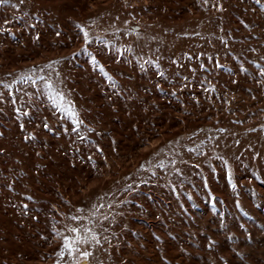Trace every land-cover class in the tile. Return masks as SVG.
<instances>
[{
  "label": "rangeland",
  "instance_id": "rangeland-1",
  "mask_svg": "<svg viewBox=\"0 0 264 264\" xmlns=\"http://www.w3.org/2000/svg\"><path fill=\"white\" fill-rule=\"evenodd\" d=\"M261 4H0V264H55L101 196L92 264H264Z\"/></svg>",
  "mask_w": 264,
  "mask_h": 264
},
{
  "label": "snow or ice",
  "instance_id": "snow-or-ice-1",
  "mask_svg": "<svg viewBox=\"0 0 264 264\" xmlns=\"http://www.w3.org/2000/svg\"><path fill=\"white\" fill-rule=\"evenodd\" d=\"M5 0H0V4H3ZM205 4L209 3V0H204ZM257 4H261V0H256ZM215 6V5H213ZM222 7V5H221ZM261 7H264V4H261ZM95 23V21H92ZM5 24L8 23V21L4 22ZM81 31L83 32V37L85 42L92 39L90 36L89 31L84 28L83 26H80ZM6 29L3 27H0V32L5 31ZM59 34V33H58ZM39 35V34H37ZM97 40H99V37H96ZM223 39V37H221ZM85 51H87V48H85ZM92 58V62L94 64L97 63V58L95 55H92L89 53ZM211 59V57H209ZM101 70L103 71V66L101 65ZM201 68L204 67L203 64L200 65ZM242 70L247 71V69H244L243 66H241ZM260 73L262 76H264V66L260 67ZM163 75V73H161ZM21 79H24L21 77ZM42 80L43 77H40ZM111 79V77H109ZM27 82V81H25ZM35 83V80L32 81ZM0 84H4L6 88H11V84H5L3 81H0ZM45 87L48 89L49 93V99L53 102L57 103L58 106L61 107V110H65L62 107L64 96L63 93L57 91L53 85L52 81L48 80L45 81ZM175 95V93H173ZM17 112H20L22 116L28 115L27 112H22L21 109L17 108ZM67 111L69 115L73 118V122L76 125V128L78 129L80 127V124L82 121H80L78 113L74 110L72 106H69L67 108ZM21 128H24L25 125L23 123L20 124ZM44 128H48L49 125L47 123L43 124ZM223 131V129H221ZM35 138V133L30 132L25 136V139L29 138ZM80 139H84V137H79ZM91 159V157H89ZM93 167H95V162L93 161ZM141 167H144V165H141ZM159 167L163 168L165 165L163 163H160ZM177 171H179L177 169ZM229 180L232 181L231 172H229ZM11 187V185H9ZM131 187V186H129ZM232 187L235 189L237 185L235 182H232ZM28 199H32L31 196L28 197ZM98 200L99 203L90 205L89 208L85 209L84 207H80L77 209L78 213H81L82 215L77 214H69V218L74 222H80L77 224H67L65 225V230H58L55 227V224L58 223V221L53 220V228L52 231L56 233L58 237L62 238V243L59 249L56 252V256L58 259L55 261V264H92V258L95 256L96 251L98 247L102 246L104 242L107 241V237H102L100 231L97 230L95 225H97L101 221H107L109 219L108 215H104L99 211V209L104 208L106 205L103 202V196L99 197ZM238 203V202H237ZM28 205L25 204L24 208H27ZM107 207L111 209L112 205L108 204ZM111 215V213H109ZM113 221L115 217H112ZM102 226V225H101ZM107 231V230H105ZM65 232L67 234H65ZM215 243L214 241L212 242ZM209 247H212V244H209ZM97 264H104L103 260H100L97 262Z\"/></svg>",
  "mask_w": 264,
  "mask_h": 264
}]
</instances>
